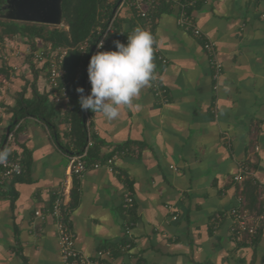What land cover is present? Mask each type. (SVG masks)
<instances>
[{
    "label": "crops",
    "instance_id": "obj_1",
    "mask_svg": "<svg viewBox=\"0 0 264 264\" xmlns=\"http://www.w3.org/2000/svg\"><path fill=\"white\" fill-rule=\"evenodd\" d=\"M190 14L215 45L221 73L212 80L201 40L177 25L175 8L159 6L152 32L166 60L154 63L164 93L155 96L149 82L133 100L138 107L122 106L115 120L92 114L100 156L127 150L115 161V173L101 167L79 179L68 175L73 146L66 121L58 119L59 144L33 119L6 135L11 108L31 98L25 81L32 74L19 56L21 69L0 75V151L27 166L21 179L0 188V264H62L50 210L63 190L74 247L87 258L128 242V252L111 253V264H264V229L250 243L237 242L232 219H216L235 208L250 216L260 209L264 0H197ZM112 20L126 38L140 27L124 5H117ZM36 86L49 93L42 72ZM243 166L251 179L235 183ZM125 190L133 195L131 213L121 207Z\"/></svg>",
    "mask_w": 264,
    "mask_h": 264
},
{
    "label": "built area",
    "instance_id": "obj_2",
    "mask_svg": "<svg viewBox=\"0 0 264 264\" xmlns=\"http://www.w3.org/2000/svg\"><path fill=\"white\" fill-rule=\"evenodd\" d=\"M197 0H120L119 5L126 6L130 11L133 12L134 16L140 21V27L148 30L153 35V24L152 15L160 4H167L172 8L176 9V22L177 25L184 31L190 33L192 36L198 38L202 42V48L206 54L209 67L212 71V80H217L222 66L217 60L215 45L204 35V33L197 26L194 18L190 12L195 8ZM95 33L98 38L95 44H91L90 41H85L79 45V50L82 54L86 53L87 49H91V54L84 67V75L81 79L82 88L85 90L84 94L90 93L91 85L87 76V66L89 60L93 54L97 51L116 50L114 41L126 43L127 38L119 31L117 32L114 27V21L111 20L106 25V28L102 31L100 27H97ZM154 37V36H153ZM103 40V47L98 49L97 44ZM26 53H30L31 62L36 69H41L45 75V80L49 87V96L51 102L59 106V116L66 121L68 131H70V117L71 112V101L67 92V82L65 81V70L63 68V61L68 53V49H55L50 48L42 49V46L38 50L29 52L27 49ZM154 63L160 65L166 64V60L160 55L155 44H154ZM15 70V68H13ZM154 69L153 78L150 81L151 89L155 96H160V84L156 78ZM16 71V70H15ZM85 119V128L88 137V145L84 151L80 154H73L68 156V175L74 179L82 177L84 172L89 169H99L104 167L111 173H115V161L118 157L126 154L127 150L115 151L105 159L103 162H91L86 161L87 149L91 146V136L94 133L91 127L92 112L83 111ZM26 173L24 165L18 159H11L7 157L6 162L0 163V188L6 185L13 179L21 178ZM252 174L246 167H241L238 173L233 177L235 183H241L251 179ZM261 189L260 193V209L257 214L250 216L247 211L241 208H235L229 211L226 215L216 216L217 220L222 217L228 216L233 221L232 236L237 242L245 240L246 243L252 242L257 235L264 229V186H259ZM134 205L133 195L130 191L125 190L122 196L121 207L125 212H129ZM70 211L68 205L65 202V190L56 195L52 204L50 215L54 219V223L58 235L59 243V254L60 261L62 264H111L109 259L112 258L109 250L101 251L97 254V257L90 259L82 255L74 247V236L69 229L68 217ZM39 216V213H35ZM131 223L125 225V237L129 238ZM131 249L130 243L126 242L122 245L119 250L122 254L128 252Z\"/></svg>",
    "mask_w": 264,
    "mask_h": 264
},
{
    "label": "trees",
    "instance_id": "obj_3",
    "mask_svg": "<svg viewBox=\"0 0 264 264\" xmlns=\"http://www.w3.org/2000/svg\"><path fill=\"white\" fill-rule=\"evenodd\" d=\"M119 1L61 0L62 27L15 21H0V39L3 36L19 38L29 52L36 51L41 46L44 50L47 48L52 50L58 48L68 49V53L63 61V68L65 70V81L67 82V92L71 101V112L68 115L70 117V131L67 133V137L70 138L71 145L73 146L71 152L68 150V153L72 155L82 153L88 145L84 112L79 106V94L76 92V89L82 87L81 79L84 75V67L91 54V49H87L86 53L82 54L79 50V45L85 41H90L91 44H95L98 38V35L95 33L96 28L100 27L102 31L106 28L109 21L113 19L114 10ZM5 4L6 0H0V14L4 12ZM161 5L163 4L159 6ZM116 31L119 32V29H116ZM31 58L30 53L25 54V64L32 74V80L25 81V87L30 90L31 98L27 100L22 97L11 108L12 119L9 134L19 123L26 119H33L44 124L59 144L60 137L56 129L58 123L61 121L65 122V120L59 116L60 108L51 102L50 94L38 92L36 82L42 70L34 67ZM12 68L9 64L2 63L0 65V75L7 76L12 71ZM24 93L25 90H22L21 96ZM64 136L66 137V135ZM2 138L3 140L6 139L5 134H3ZM95 142L96 136L92 135L91 146L87 149L86 155V161L88 163L103 162L108 158L104 159V157L100 156L99 148ZM64 149L67 151L66 147ZM18 160L24 165L26 170L27 166L24 162L20 159ZM72 198H75L74 192L72 193ZM130 213L128 220L132 216ZM125 243L123 242L114 248H110L111 253H120L119 248ZM113 256L115 257L114 254Z\"/></svg>",
    "mask_w": 264,
    "mask_h": 264
},
{
    "label": "clouds",
    "instance_id": "obj_4",
    "mask_svg": "<svg viewBox=\"0 0 264 264\" xmlns=\"http://www.w3.org/2000/svg\"><path fill=\"white\" fill-rule=\"evenodd\" d=\"M115 51H97L89 60L87 76L90 93L78 87L79 106L83 111L100 113L107 121L120 115V108L138 107L133 104L141 90L153 78L155 64L154 37L150 31L137 27L126 43L113 42ZM103 47V40L97 48ZM7 150L0 151V163L7 160Z\"/></svg>",
    "mask_w": 264,
    "mask_h": 264
},
{
    "label": "water",
    "instance_id": "obj_5",
    "mask_svg": "<svg viewBox=\"0 0 264 264\" xmlns=\"http://www.w3.org/2000/svg\"><path fill=\"white\" fill-rule=\"evenodd\" d=\"M61 0H6V17L15 22L61 26ZM9 129L6 130V135Z\"/></svg>",
    "mask_w": 264,
    "mask_h": 264
},
{
    "label": "rangeland",
    "instance_id": "obj_6",
    "mask_svg": "<svg viewBox=\"0 0 264 264\" xmlns=\"http://www.w3.org/2000/svg\"><path fill=\"white\" fill-rule=\"evenodd\" d=\"M0 21H11L6 17L5 10L2 14H0ZM58 27H62V25ZM25 49H26V46H24V44L19 38H16V37L11 38V37L3 36L2 39H0V65L2 63H5L8 65L10 63L9 64L10 67L15 68V70L21 69V67L17 65L19 64V62L15 64V61L18 60L19 56L22 57L23 61L25 60V54H26ZM22 53H25V54H22ZM21 54L23 56H21ZM12 60H14V62H12ZM13 68H12V72L14 73L16 71Z\"/></svg>",
    "mask_w": 264,
    "mask_h": 264
}]
</instances>
